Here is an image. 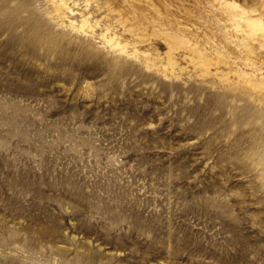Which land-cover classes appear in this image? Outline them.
Wrapping results in <instances>:
<instances>
[{"label":"rangeland","instance_id":"obj_1","mask_svg":"<svg viewBox=\"0 0 264 264\" xmlns=\"http://www.w3.org/2000/svg\"><path fill=\"white\" fill-rule=\"evenodd\" d=\"M1 1L0 264H264V36L238 18L230 48L183 13L228 30L231 0L170 1L173 76L63 36L46 0ZM145 27L164 56L175 30Z\"/></svg>","mask_w":264,"mask_h":264},{"label":"bare ground","instance_id":"obj_2","mask_svg":"<svg viewBox=\"0 0 264 264\" xmlns=\"http://www.w3.org/2000/svg\"><path fill=\"white\" fill-rule=\"evenodd\" d=\"M122 1L123 3L127 4V7L132 13H138L139 9L136 6L137 0ZM147 1L150 5L155 2V0ZM156 1L164 6V11L159 10L162 12L156 14L155 16L152 15L150 18L149 16L148 18L141 17L142 19H138L139 16L134 14L133 21L128 20V18L123 21L120 15V10L116 9V6L112 4V0H46V2H48L51 7V9L47 11L46 14L50 23H52V26L55 29L61 31L63 36L73 35L89 38L90 40L94 41V45L99 43L104 48H107L109 51L115 54L114 60L116 61L122 59H133L139 62L145 68L151 69L156 73L162 74L164 76H173L177 74L179 70H182V68L179 67L178 58L174 52V50L179 46L175 47L171 40L176 39L179 42V36H185V34L182 35L184 30L178 26V23L173 24L166 17V14L169 13L171 0H163L164 2L160 0ZM243 1L246 6L245 4H237L234 0L230 1L229 8L225 13V24L228 26V30H225L223 26H220L216 20L213 22V26H210V23L208 24V19L202 10H197L193 13L183 9L182 10L186 18L193 20L200 27L206 28V33L208 34L204 33V36L218 37L219 40L227 42L230 48H232L234 45L233 39H231V37L224 36H235L238 33L242 34V27L240 23L237 22L238 18L247 19L250 21L248 23L249 26H252L250 28V35L260 31L261 35L264 36V0ZM2 2L3 1L0 0V4H2ZM176 2L179 3V0H176ZM195 2L197 4L198 1ZM197 6L200 8V5L197 4ZM249 6H252L251 8H254V10H250ZM10 8L16 9V5L11 4ZM135 16L138 18H135ZM186 18L185 20L188 21ZM251 18L252 20H250ZM150 20H152V23H157L159 26L168 24L171 31L175 30V34L173 32L167 33L166 37L170 41L166 40L169 44L168 50L162 57H158L157 54L152 52L154 46H151L152 44L150 45V43H147V47L142 49V44L147 40L143 37L145 36L146 32L145 25L147 22H150ZM119 25L121 26V30L118 27ZM200 27L195 29L198 31L200 30ZM213 29L216 30L214 31ZM153 34L154 33H151V35ZM250 35L248 34L246 36ZM125 36H129L130 38L127 39ZM95 39H99V41L97 42ZM187 42L190 41L188 40ZM89 43L92 44V42ZM188 49L192 52L197 50L191 45L188 47ZM248 84L250 88L256 89L264 100V83H254L253 81L249 80Z\"/></svg>","mask_w":264,"mask_h":264}]
</instances>
